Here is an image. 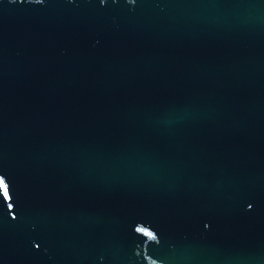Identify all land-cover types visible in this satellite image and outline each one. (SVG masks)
<instances>
[{
	"label": "water",
	"instance_id": "95a60500",
	"mask_svg": "<svg viewBox=\"0 0 264 264\" xmlns=\"http://www.w3.org/2000/svg\"><path fill=\"white\" fill-rule=\"evenodd\" d=\"M0 264H264V0H0Z\"/></svg>",
	"mask_w": 264,
	"mask_h": 264
},
{
	"label": "snow or ice",
	"instance_id": "6c2138e0",
	"mask_svg": "<svg viewBox=\"0 0 264 264\" xmlns=\"http://www.w3.org/2000/svg\"><path fill=\"white\" fill-rule=\"evenodd\" d=\"M0 190H4L5 197H7V190L5 188L4 182L0 180Z\"/></svg>",
	"mask_w": 264,
	"mask_h": 264
}]
</instances>
